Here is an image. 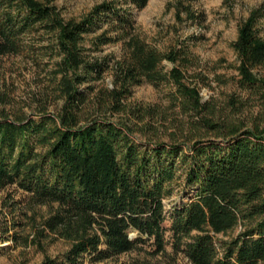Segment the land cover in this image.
I'll return each mask as SVG.
<instances>
[{
  "label": "trees",
  "instance_id": "obj_1",
  "mask_svg": "<svg viewBox=\"0 0 264 264\" xmlns=\"http://www.w3.org/2000/svg\"><path fill=\"white\" fill-rule=\"evenodd\" d=\"M148 2L106 0L75 20L51 2L0 0V57H47L64 102L57 115L0 119V190L55 206L35 234L70 246L42 264H97L146 244L164 252L168 213L173 252L191 264H264L263 123L216 119L200 87L185 81V50L164 54L136 34L134 11ZM262 21L264 1L233 48L239 87L259 95L264 110ZM120 41L128 55L114 67L107 56L93 58ZM164 60L176 67L165 73ZM111 69L114 88L98 90ZM144 82L170 84L186 112L208 114L188 136L183 127L167 134L164 112L127 103ZM229 103L239 106L235 97ZM175 196L190 198L170 212L165 202ZM239 226L231 240L217 239Z\"/></svg>",
  "mask_w": 264,
  "mask_h": 264
},
{
  "label": "rangeland",
  "instance_id": "obj_2",
  "mask_svg": "<svg viewBox=\"0 0 264 264\" xmlns=\"http://www.w3.org/2000/svg\"><path fill=\"white\" fill-rule=\"evenodd\" d=\"M40 1L51 2L66 19L81 20L106 0ZM263 1L149 0L144 9L134 11L136 34L164 54L175 50L183 53L185 50L189 60L181 67L185 81L200 87L203 102L210 105L217 120L223 116L245 122L248 126L254 121L262 122L264 126L262 99L239 87L240 61L233 48L241 25ZM259 27L264 38V21ZM90 38L85 43L89 48L92 46ZM92 55L93 58L109 57L114 67L127 57L128 52L124 41H120L105 45ZM48 60L43 56L0 57V119L25 118L46 109L48 113L58 114L64 102L54 91L51 78L54 67L48 64ZM175 67L176 64L169 60L162 62L165 73ZM113 72V69L109 70L101 81L96 82L98 90L114 88ZM175 89L166 83L144 82L132 88L127 103L159 109L166 118L167 134L183 127L185 136H188L193 124L208 113L186 112L173 101ZM232 97L239 100L238 107L230 105ZM177 134L181 135L178 131ZM189 198L181 200L175 196L167 200V210L171 212L174 206L187 203ZM54 207L52 204H34L29 195L15 187L0 190V264H42L47 257L57 258L68 250L70 245L63 240L39 237L34 231V227L49 217ZM168 216L164 252L157 254L149 244L140 245L131 252L97 264H191L182 253L173 252L170 213ZM241 229L239 226L226 235L217 236V239L231 240ZM131 235L133 238L137 236L135 233Z\"/></svg>",
  "mask_w": 264,
  "mask_h": 264
},
{
  "label": "water",
  "instance_id": "obj_3",
  "mask_svg": "<svg viewBox=\"0 0 264 264\" xmlns=\"http://www.w3.org/2000/svg\"><path fill=\"white\" fill-rule=\"evenodd\" d=\"M134 237V235H131V238H133Z\"/></svg>",
  "mask_w": 264,
  "mask_h": 264
}]
</instances>
